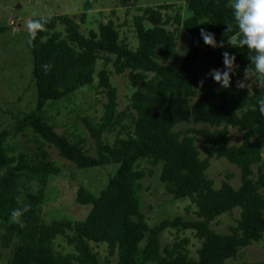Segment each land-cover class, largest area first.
Wrapping results in <instances>:
<instances>
[{"label": "trees", "instance_id": "obj_1", "mask_svg": "<svg viewBox=\"0 0 264 264\" xmlns=\"http://www.w3.org/2000/svg\"><path fill=\"white\" fill-rule=\"evenodd\" d=\"M80 1L83 22L95 0ZM185 1L184 12L174 3L138 6L131 17L133 46L120 36L111 17L85 34L65 13L46 15L47 30L34 41L29 37L35 102L15 117L11 128L0 129V246L9 250L4 264H224L263 238L264 115L258 101L264 99V89L253 87L255 94L248 95L235 86L254 52L227 43L238 31L229 0ZM184 16L192 25L198 21L199 28L192 29L187 49L173 64L168 60L178 44ZM229 24L231 32L226 31ZM201 28L213 33L217 43L223 40L224 48L205 45ZM10 30L6 23L0 24V32ZM224 51L235 54L240 66L227 89L209 75L224 69ZM45 63L53 65L47 74ZM127 71L138 84L119 108L110 76ZM94 87L104 98L100 102L96 97L101 112L78 116L76 92ZM59 126L64 131H57ZM229 127L240 133L238 143L230 142L234 132ZM18 133L33 144L32 153L14 152L9 139ZM106 134L113 135L111 141ZM198 137L206 151L203 156ZM48 144L79 169L113 165L96 194L85 185L77 188L75 200L89 206L82 218L63 214L43 218L45 189L60 171L43 147ZM210 158L235 165L239 184L233 186L232 174L226 173L215 186L207 174ZM146 164L159 168V180L172 200H189L184 209L191 216L177 214L152 225L147 222L140 191L142 179L153 169ZM24 204L31 207L21 228L12 221L11 212ZM235 207V224L228 232H216L211 221ZM166 229H173L175 239L162 245ZM184 230H191L199 240L195 256L187 249L189 237L177 236Z\"/></svg>", "mask_w": 264, "mask_h": 264}, {"label": "rangeland", "instance_id": "obj_2", "mask_svg": "<svg viewBox=\"0 0 264 264\" xmlns=\"http://www.w3.org/2000/svg\"><path fill=\"white\" fill-rule=\"evenodd\" d=\"M161 3H174L184 12L185 0H95L93 8L87 11L84 16V21L79 19L84 11L82 2L78 0H0V24L6 23L11 30L0 32V129L11 128L15 117H18L21 111L28 110L34 105L35 95L34 87L31 81V63L30 53L28 51L27 42L29 34L26 28L27 19L38 15H54L65 13L79 23L80 30L85 34L90 29H96L99 22H105L108 17L116 23L120 36H125L130 45L135 44L133 26L131 17L138 13L137 7L142 5H158ZM180 9V11H181ZM175 10V9H174ZM173 8L169 9L173 14ZM113 12V13H112ZM184 24L180 29L178 44L175 52L168 60L173 64H177L184 51L188 47L187 39L191 37L192 29H196L197 25L187 22L184 16ZM6 20V21H5ZM198 20V19H197ZM58 29L62 31L61 26ZM63 32V31H62ZM197 42V39H195ZM101 61L98 60L96 68L100 69ZM111 68V65L108 64ZM129 72L123 74H112L111 82L117 87L118 106L124 107L127 101V95L138 84L130 78ZM96 79V78H95ZM95 92H94V90ZM34 95V96H33ZM96 97L104 100L102 94H98L95 87L91 89L79 90L75 94V100L78 104V116H83L87 113L90 116H97L101 112V104ZM31 105V106H30ZM77 116V117H78ZM76 117V116H75ZM79 123V121H78ZM180 125L178 127H185ZM57 131H64L63 127L59 126ZM230 132H234V136L230 142L238 143L240 141V133L235 128L229 127ZM107 140L111 141L112 134H106ZM26 137L18 133V135L10 137L9 141L14 143V152L28 150L33 152L32 143L25 141ZM88 141H91L88 138ZM197 146L200 149V155H205L206 151L203 147L201 138L198 137ZM48 153V158L55 162L60 171L50 177L48 185L45 189V198L42 202V215L45 220L63 214L72 218H82L87 212L89 206L80 204L75 200L76 190L80 185L87 186L93 193L105 184L108 176L113 171V165L97 166L88 169H79L72 162L62 158L56 148L50 144L43 146ZM93 153V149L89 150ZM264 156V150H263ZM153 174L146 175L142 179L141 207L147 222L152 225L163 216L172 215H188V211L184 209L186 203H189L187 198L172 200L171 195L167 192L164 185L159 180V168L152 164ZM226 173H231L232 177L229 182L233 186L239 184V170L229 163L224 158H210L207 174L214 180V185L218 186L220 181L225 178ZM238 217V207H235L231 212H223L217 218L211 221L210 226L219 233L228 232L229 226L234 225ZM175 234L173 229H166L161 235L162 245L174 241ZM178 237H189L187 249L189 255L195 256L196 248L199 245V240L193 235L191 230L179 231ZM59 240V239H57ZM62 242L61 240H59ZM98 250V248H97ZM101 252L106 254V250ZM0 264H4L8 249L0 246ZM111 261L115 257L110 258ZM224 264H264V236L259 241H253L251 244L239 251L235 259H228Z\"/></svg>", "mask_w": 264, "mask_h": 264}, {"label": "clouds", "instance_id": "obj_3", "mask_svg": "<svg viewBox=\"0 0 264 264\" xmlns=\"http://www.w3.org/2000/svg\"><path fill=\"white\" fill-rule=\"evenodd\" d=\"M231 8L234 19L236 21L238 31L232 35L227 43L233 48H248L254 52L249 56V64L243 70V78L236 80V88L238 90L246 89L248 95L255 94L253 87L264 89V0H229L227 5ZM38 18H29L26 21V28L30 37V41H34L39 32L46 31V25L50 22L49 15H38ZM206 22H202L204 24ZM226 31H232V25H227ZM200 36L205 45L211 48H224V41L217 43L215 35L204 28L200 29ZM223 55V70H212L209 75L222 88H229L232 84V77L236 76L240 66L235 63L236 55L229 54L224 51ZM53 65L45 63L42 68L47 74L51 71ZM204 80L199 82L200 87H203ZM258 108L264 115V99L258 101ZM22 193V190H20ZM23 196H17L18 203L22 202ZM30 205L24 204L22 207H17L11 212V219L14 223L23 228V216L30 210Z\"/></svg>", "mask_w": 264, "mask_h": 264}]
</instances>
